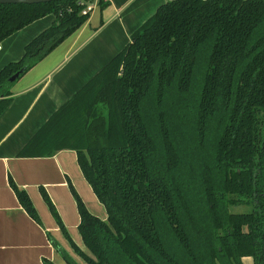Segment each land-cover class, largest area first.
I'll return each instance as SVG.
<instances>
[{
	"label": "trees",
	"instance_id": "1",
	"mask_svg": "<svg viewBox=\"0 0 264 264\" xmlns=\"http://www.w3.org/2000/svg\"><path fill=\"white\" fill-rule=\"evenodd\" d=\"M92 1L0 3V43L55 15L0 70V116L14 83L84 24L82 10ZM62 149L77 151L106 210L105 219L89 212L72 187L82 249L41 188L86 264H241L243 256L264 264V0L160 4L18 156ZM9 183L41 223L27 191ZM50 240L67 264H80Z\"/></svg>",
	"mask_w": 264,
	"mask_h": 264
},
{
	"label": "crops",
	"instance_id": "2",
	"mask_svg": "<svg viewBox=\"0 0 264 264\" xmlns=\"http://www.w3.org/2000/svg\"><path fill=\"white\" fill-rule=\"evenodd\" d=\"M97 0L84 24L42 61L23 74L12 87V100L0 116V264H67L52 237L80 264L75 252L43 198L44 188L68 233L82 249L80 214L72 187L92 214L105 219L73 149L51 156L20 157L18 152L49 117L68 101L95 73L129 42L137 29L167 0ZM54 14L41 17L6 37L0 43V70L19 60L25 46L51 26ZM29 194L41 223L19 202L9 178ZM241 264H254L251 256Z\"/></svg>",
	"mask_w": 264,
	"mask_h": 264
},
{
	"label": "water",
	"instance_id": "3",
	"mask_svg": "<svg viewBox=\"0 0 264 264\" xmlns=\"http://www.w3.org/2000/svg\"><path fill=\"white\" fill-rule=\"evenodd\" d=\"M49 1H55V0H0V3H41V2H49ZM23 71L24 68L17 71L15 74H13L10 77V80L11 81L17 80Z\"/></svg>",
	"mask_w": 264,
	"mask_h": 264
},
{
	"label": "rangeland",
	"instance_id": "4",
	"mask_svg": "<svg viewBox=\"0 0 264 264\" xmlns=\"http://www.w3.org/2000/svg\"><path fill=\"white\" fill-rule=\"evenodd\" d=\"M230 210H231L232 212H243V211H245V210H247V209H246L245 206H231V207H230Z\"/></svg>",
	"mask_w": 264,
	"mask_h": 264
},
{
	"label": "built area",
	"instance_id": "5",
	"mask_svg": "<svg viewBox=\"0 0 264 264\" xmlns=\"http://www.w3.org/2000/svg\"><path fill=\"white\" fill-rule=\"evenodd\" d=\"M92 7L93 4L91 2H88L82 10V14H88L91 11Z\"/></svg>",
	"mask_w": 264,
	"mask_h": 264
}]
</instances>
